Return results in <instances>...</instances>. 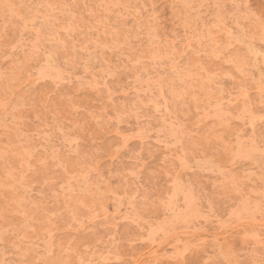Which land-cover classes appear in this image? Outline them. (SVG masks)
I'll use <instances>...</instances> for the list:
<instances>
[{
    "label": "rangeland",
    "instance_id": "374dc122",
    "mask_svg": "<svg viewBox=\"0 0 264 264\" xmlns=\"http://www.w3.org/2000/svg\"><path fill=\"white\" fill-rule=\"evenodd\" d=\"M0 264H264V0H0Z\"/></svg>",
    "mask_w": 264,
    "mask_h": 264
}]
</instances>
